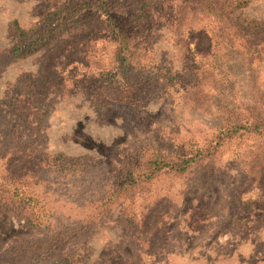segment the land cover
I'll return each mask as SVG.
<instances>
[{"label": "rangeland", "instance_id": "1", "mask_svg": "<svg viewBox=\"0 0 264 264\" xmlns=\"http://www.w3.org/2000/svg\"><path fill=\"white\" fill-rule=\"evenodd\" d=\"M63 1L0 0V114L7 116L14 86L26 81L21 85L26 94L34 80L41 108L28 117L32 128L27 141L40 150L87 155L113 179L136 151L173 155L194 143L202 145L227 113L235 119L244 112L264 119V45L224 31V20L198 15L189 24L191 11L172 32L162 17L169 18L173 4L178 13L174 0L156 2L155 13H148L136 29L155 35V62L164 60L169 77L177 76V81L162 82L184 85L185 93L179 90L175 96L178 100H172L162 83L157 94L134 108L90 106L85 89L81 91L87 82L77 83L85 79L81 66L87 40L105 37V27L95 22L62 36L48 49L9 61L10 21L27 29L43 16L44 8ZM136 1L119 0L127 7ZM243 16L264 21V0H250ZM6 159L0 152V170ZM145 187L132 202L115 206L88 235L66 240L58 251H75L85 264H264V140H232L217 151L211 167L197 166L179 177L161 175ZM64 189L57 198L66 207L52 217V224L70 213L73 200H82L76 183ZM119 214L129 220H118ZM43 233V227H28L23 218L0 215V251Z\"/></svg>", "mask_w": 264, "mask_h": 264}, {"label": "trees", "instance_id": "2", "mask_svg": "<svg viewBox=\"0 0 264 264\" xmlns=\"http://www.w3.org/2000/svg\"><path fill=\"white\" fill-rule=\"evenodd\" d=\"M156 2L162 0H137L131 7L123 6L119 0H64L55 7L44 8L43 16L27 29L12 19L13 42L8 59L23 60L55 45L62 36L86 24L88 29L95 22L105 27V37L97 40L90 36L87 40V49L82 54L85 65L81 66L85 79L77 83L84 86L87 82V89L82 87L81 91L85 89L90 106L100 109L114 104L134 108L157 94L162 83H166L164 88L172 100H178L175 96L179 90L181 95L184 85L172 83L177 76L169 77L164 60L155 62L151 50L155 35L146 34L145 29H136L139 22L149 18L148 13H155ZM173 2L178 4L175 8L178 13L173 12V4L169 18L162 17L172 32L184 20L185 12L191 11L189 24L196 23L198 15L216 22L224 20L227 23L224 31H232L246 42L264 45V21L243 16L250 0ZM210 41L205 40L211 47ZM197 46L198 43L194 48ZM162 78L171 80L162 82ZM25 82L14 86L7 101V116L0 114V152L7 156L0 170V215L23 218L26 226L43 227L44 233L34 240L11 243L0 251V264H85L80 254L75 251L61 254L59 247L72 237L88 235L106 220L115 206L132 202L159 176L179 177L197 166L211 167L217 151L232 140L248 137L264 140V119L246 112L241 119H235L233 114L227 113L222 126L202 145L194 143L188 150L173 155H161L152 150L136 151L124 159L118 175L111 179L93 165L87 155L47 153L27 141L32 128L28 117L41 107L34 97L38 85L31 79L28 92L24 94L21 85ZM43 86L51 91L49 83ZM70 183L81 188L82 200H73L69 205L70 213L60 223L52 224V217L66 207L58 201L57 195L65 193L64 188ZM121 219L129 220L126 215L119 214L118 220Z\"/></svg>", "mask_w": 264, "mask_h": 264}]
</instances>
